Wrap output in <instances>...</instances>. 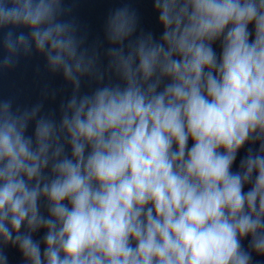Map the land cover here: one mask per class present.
Wrapping results in <instances>:
<instances>
[{
  "label": "clouds",
  "instance_id": "clouds-1",
  "mask_svg": "<svg viewBox=\"0 0 264 264\" xmlns=\"http://www.w3.org/2000/svg\"><path fill=\"white\" fill-rule=\"evenodd\" d=\"M153 8L159 38L123 7L103 48L63 0H0V71L71 89L0 99V264H264V0Z\"/></svg>",
  "mask_w": 264,
  "mask_h": 264
}]
</instances>
